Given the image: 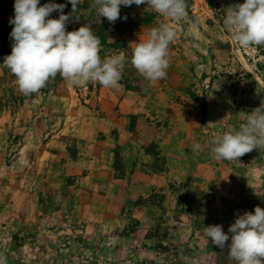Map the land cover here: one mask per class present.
<instances>
[{
  "label": "rangeland",
  "instance_id": "rangeland-1",
  "mask_svg": "<svg viewBox=\"0 0 264 264\" xmlns=\"http://www.w3.org/2000/svg\"><path fill=\"white\" fill-rule=\"evenodd\" d=\"M243 2L191 0L178 22L141 4L154 24L122 36L109 24L108 43L125 44L100 51L126 57L115 89L58 74L24 95L0 55V264H232L230 240L218 248L203 226L227 233L264 208V146L217 161L208 144L264 105V46H240L223 27ZM105 19L81 0L67 31ZM164 22L177 36L167 76L150 82L132 49Z\"/></svg>",
  "mask_w": 264,
  "mask_h": 264
},
{
  "label": "clouds",
  "instance_id": "clouds-1",
  "mask_svg": "<svg viewBox=\"0 0 264 264\" xmlns=\"http://www.w3.org/2000/svg\"><path fill=\"white\" fill-rule=\"evenodd\" d=\"M71 13L65 14L67 4L49 0H14L13 25L10 32L11 53L3 65L15 76L18 90L30 95L43 88L58 74L71 86L89 82L105 88H117L125 68L126 57L114 53L101 58V40L90 25L67 31L81 0H67ZM146 5L166 20L181 21L187 14V0H92V7L100 17L115 23L121 17V6ZM53 12L58 18H51ZM223 27L240 46H264V0H244L226 8ZM177 36L176 28L160 23L147 30L146 39L136 42L131 64L145 79L157 82L167 76L169 46ZM246 119L238 130L214 134L208 144L217 161H239L246 153L264 146V105L245 113ZM199 142L193 150H200ZM229 233L231 236H229ZM203 234L220 249H229L227 257L232 264H264V208L238 214L227 233L221 224L203 226Z\"/></svg>",
  "mask_w": 264,
  "mask_h": 264
},
{
  "label": "trees",
  "instance_id": "trees-1",
  "mask_svg": "<svg viewBox=\"0 0 264 264\" xmlns=\"http://www.w3.org/2000/svg\"><path fill=\"white\" fill-rule=\"evenodd\" d=\"M49 0H40V4L48 3ZM53 2V1H52ZM187 6L191 4V0H187ZM137 5L133 4L130 7L121 6V17L126 16L127 19L119 18L115 23H110L107 19L97 23L94 27V34L101 40V45L104 47H112L115 49L125 48V44L120 38L115 44L108 43L109 24L118 29L119 34L125 35L132 33L137 27H147L154 24L156 14L146 12L142 17L135 13ZM14 17V0H0V55H9L11 53V37L10 32L13 25L9 23L10 18ZM51 18H54L51 14ZM117 32V33H118Z\"/></svg>",
  "mask_w": 264,
  "mask_h": 264
}]
</instances>
